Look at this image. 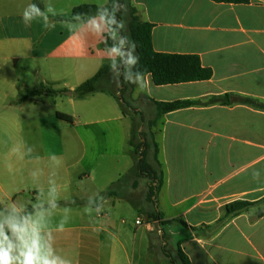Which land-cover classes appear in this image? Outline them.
<instances>
[{
    "label": "crops",
    "instance_id": "0c3cea01",
    "mask_svg": "<svg viewBox=\"0 0 264 264\" xmlns=\"http://www.w3.org/2000/svg\"><path fill=\"white\" fill-rule=\"evenodd\" d=\"M42 2L44 9L49 0ZM108 2L51 0L58 15L49 17L54 27L46 28L41 19L23 23L22 11L34 0H0V206L10 201L30 206L38 189L48 186L54 154L62 160L58 177L64 189L58 213L64 199L74 201L71 220L55 234L54 247L71 264H175L178 247L191 264H264V110L236 102L243 97L264 105V0H131L140 18L153 25L155 52L197 56L212 72L205 81L165 86L147 75V91L133 84L126 95L143 116L139 131L148 132L147 123L155 118L150 100L233 97L229 106L167 113L151 129L164 174L153 207L148 179L133 172L130 115L106 92L82 100L73 95L109 61L101 40L70 37L64 22L78 6ZM26 90L40 94L22 99ZM57 113L70 116L72 123ZM26 147L33 152L21 159L14 149ZM253 168L262 170L260 182L252 180ZM33 171L39 183L32 181ZM138 180L147 181L146 194L132 223L126 217L138 211L132 199ZM114 184L115 195L104 210L89 216L88 198ZM235 201L260 203L216 231L224 208ZM156 209L162 226L152 220L136 225ZM167 227L176 251L168 248ZM164 249L172 252L170 258Z\"/></svg>",
    "mask_w": 264,
    "mask_h": 264
},
{
    "label": "clouds",
    "instance_id": "9594fccd",
    "mask_svg": "<svg viewBox=\"0 0 264 264\" xmlns=\"http://www.w3.org/2000/svg\"><path fill=\"white\" fill-rule=\"evenodd\" d=\"M127 6L121 0H111V5L100 3L94 15L75 13L71 20L64 22V27L70 37H77L86 43L89 40L99 39L105 47L102 49L104 57L109 61L112 82L121 86V81L135 84L141 91H147L149 83L145 74L138 69L140 62L136 52V44L129 36L124 35L126 24L118 19V13L126 11ZM22 20L25 26L41 19L46 28L54 27L49 17L58 15L51 0L44 9L35 3H29L22 11ZM111 44H108V41ZM20 152V158L31 155L33 149L26 147ZM53 162L55 167H53ZM49 178L47 188L40 187L35 201L29 206L26 203L10 201L0 206V264H71V261L57 254L54 244L56 233H63L71 220L70 204L74 201L64 199L62 212L59 203L62 199L63 186L59 182L58 170L62 160L56 155L49 157ZM261 169L253 168V181H261ZM32 181L39 183V173L33 171ZM107 198L100 193L88 198L85 212L97 216L104 210ZM95 204V207H93ZM58 216V218H57Z\"/></svg>",
    "mask_w": 264,
    "mask_h": 264
},
{
    "label": "trees",
    "instance_id": "16d2710c",
    "mask_svg": "<svg viewBox=\"0 0 264 264\" xmlns=\"http://www.w3.org/2000/svg\"><path fill=\"white\" fill-rule=\"evenodd\" d=\"M215 3H228V4H248L250 0H212ZM34 3L43 9L42 0H34ZM121 3L127 6L126 11L118 13V19H122L127 23V31L124 35L136 44V52L139 55L140 62L137 66L138 69L147 75H151L153 83L156 86H165L181 83L205 81L212 77V72L209 69L202 67L200 59L194 55H176V54H163L157 53L152 45V29L153 25L143 21L138 15L137 9L132 4L131 0H121ZM108 6L111 5L109 0ZM97 10V5H81L73 9L72 15L75 13H84L94 15ZM111 44V41H108ZM104 49L105 45L102 42L100 45ZM116 89H115V88ZM133 87V84L121 81V86L117 87L112 82L109 65H104L99 72L81 84L74 92L75 98L82 100L87 96L98 93L106 92L114 97L122 109V113L127 116L129 113H137V110L132 106L127 98V92ZM115 90H114V89ZM50 93V92H49ZM40 94L38 91L26 90L22 99ZM52 94H57L52 92ZM233 97L230 95L216 96L208 99L207 101H177L171 103L156 102L150 100L155 107V118L147 123L148 132L141 130L136 131L135 126L132 130V137L130 144L134 150L136 159L134 166V174L137 179H148V194L147 198L150 203H156V197L159 194L163 182L164 174L162 171L161 163L159 161V145L155 141L151 129L156 126L160 118L170 112L188 108L196 105H226L232 104ZM240 104L256 107L257 109L264 110V105L252 98L239 97L236 101ZM56 116L68 123H72L70 116L57 113ZM144 123L143 119L141 120ZM115 184L102 195L110 198L115 195L113 192ZM260 202L251 203L246 201H235L224 208V218L219 221L216 226V231L223 227V225L230 219L248 211L251 207ZM95 205V204H94ZM152 221H157L162 226V213L157 209L153 210L150 214ZM163 237V236H162ZM175 264H191L188 257L178 247L176 252Z\"/></svg>",
    "mask_w": 264,
    "mask_h": 264
},
{
    "label": "rangeland",
    "instance_id": "374dc122",
    "mask_svg": "<svg viewBox=\"0 0 264 264\" xmlns=\"http://www.w3.org/2000/svg\"><path fill=\"white\" fill-rule=\"evenodd\" d=\"M125 24H126V30L125 31H127V23H125ZM140 106H136V107H140ZM129 115H130L131 119L134 121V126L136 128V131H139V127L141 125V120L143 119L142 114L140 112H137V113H131L130 112ZM140 181L141 180L137 181L139 187L137 188L136 191H134V193L132 195V197H133L132 199H133L134 203L136 204V207L138 208V211L136 209H132L130 211V213L127 215V217H126V218H128V222H132V223L135 222L136 218L138 217V214L141 213V210H139V209L142 208L141 207V200H142V198H144L143 195L146 194L145 193V189H146V186H147V181L145 180V184L144 185ZM150 205L153 207V203H150ZM145 213H147V212H145ZM145 213H144V215H142L143 217L140 216L138 219H140L142 221V223H144L145 221L146 222H152L150 217L145 216L146 215ZM156 233H157V230H156ZM166 234H167L168 237L172 238L171 240L169 238L166 239V241L168 243V248H172L174 251H176L177 244L174 241L175 237L172 236L171 233L168 231V227L166 229ZM164 251H165V254L168 256V258H170L172 252L170 250H168V249H164Z\"/></svg>",
    "mask_w": 264,
    "mask_h": 264
},
{
    "label": "built area",
    "instance_id": "2783aa9c",
    "mask_svg": "<svg viewBox=\"0 0 264 264\" xmlns=\"http://www.w3.org/2000/svg\"><path fill=\"white\" fill-rule=\"evenodd\" d=\"M142 224H143L142 221L140 219H137L136 225H142Z\"/></svg>",
    "mask_w": 264,
    "mask_h": 264
},
{
    "label": "water",
    "instance_id": "95a60500",
    "mask_svg": "<svg viewBox=\"0 0 264 264\" xmlns=\"http://www.w3.org/2000/svg\"><path fill=\"white\" fill-rule=\"evenodd\" d=\"M68 95H71L72 93L71 92H67Z\"/></svg>",
    "mask_w": 264,
    "mask_h": 264
}]
</instances>
